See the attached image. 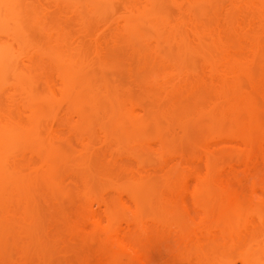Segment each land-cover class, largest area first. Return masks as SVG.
<instances>
[{
    "label": "bare ground",
    "instance_id": "1",
    "mask_svg": "<svg viewBox=\"0 0 264 264\" xmlns=\"http://www.w3.org/2000/svg\"><path fill=\"white\" fill-rule=\"evenodd\" d=\"M0 264H264V0H0Z\"/></svg>",
    "mask_w": 264,
    "mask_h": 264
}]
</instances>
